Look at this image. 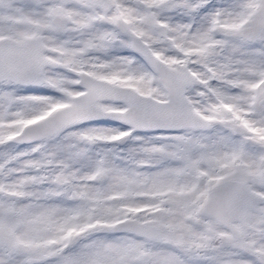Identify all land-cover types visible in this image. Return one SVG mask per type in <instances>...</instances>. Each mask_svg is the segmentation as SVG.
I'll use <instances>...</instances> for the list:
<instances>
[{
	"label": "snow or ice",
	"instance_id": "snow-or-ice-1",
	"mask_svg": "<svg viewBox=\"0 0 264 264\" xmlns=\"http://www.w3.org/2000/svg\"><path fill=\"white\" fill-rule=\"evenodd\" d=\"M0 264H264V0H0Z\"/></svg>",
	"mask_w": 264,
	"mask_h": 264
}]
</instances>
